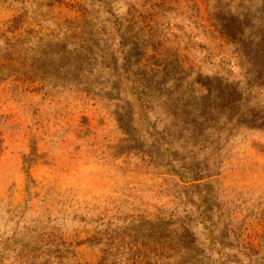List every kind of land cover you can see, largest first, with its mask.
Segmentation results:
<instances>
[{"label":"rangeland","instance_id":"obj_1","mask_svg":"<svg viewBox=\"0 0 264 264\" xmlns=\"http://www.w3.org/2000/svg\"><path fill=\"white\" fill-rule=\"evenodd\" d=\"M223 1L0 0V32L15 26L16 36L49 34L68 23L106 29L113 57L103 50L102 62L111 67L99 71L98 66L96 73L104 92L122 100L107 103L77 92L40 91V84L0 82V264H18L8 261L14 256L7 239L15 228L8 210L13 217L25 211L28 224L51 211L55 234L71 243L58 264H98L100 252L87 240L101 220L134 215L154 221L162 211L176 209L178 179L150 165L141 153L146 146L157 159V146L143 142L144 128L125 124L128 108L142 109L137 88L147 82L169 89L194 88L197 79H241L238 60L213 20V14L222 15L211 7ZM121 33L130 57L120 46ZM210 185L225 202L240 245L232 243L217 254L194 221L193 232L206 255L199 264H264V134L232 145L217 182ZM242 247L254 256L238 253Z\"/></svg>","mask_w":264,"mask_h":264},{"label":"trees","instance_id":"obj_2","mask_svg":"<svg viewBox=\"0 0 264 264\" xmlns=\"http://www.w3.org/2000/svg\"><path fill=\"white\" fill-rule=\"evenodd\" d=\"M211 9L222 15L219 18L213 14V20L238 60L242 77L231 81L215 77L205 79L206 83L197 79L192 83L194 88L166 89L152 82L137 88L142 109L134 112L128 108L125 124L131 129L134 124L144 128L140 132L143 142L152 140L156 144L157 159L146 146L141 153L150 165L166 168L178 179L174 184L177 207L162 211L154 221L134 215L101 220L87 240L100 252L98 264H199L206 255L193 232L194 221L211 241L212 249L217 246V254L232 243L240 245L230 212H225V202L210 184L217 182V171L232 145L256 133L264 134V0H224L215 2ZM16 31L15 26L8 29L12 37L0 32V82L40 84V91L77 92L107 103L122 102L118 95L104 92L98 81L100 73H96L98 66L99 71L111 67L109 62H102L106 59L103 50L113 57V42L106 29L68 23L49 34L27 31L16 36ZM120 40L130 57L122 33ZM125 65L128 67V62ZM29 190L27 186L28 196ZM24 212L17 217H13V211L7 212L8 220L15 225L12 237L7 239L14 256L8 261L61 262L71 243L55 234L58 229L52 226V212L45 210L38 216L42 220L30 224ZM81 221L85 222L83 218ZM24 236L28 238L20 240ZM238 253L254 256L246 247Z\"/></svg>","mask_w":264,"mask_h":264}]
</instances>
